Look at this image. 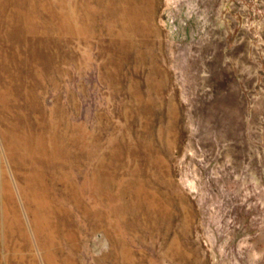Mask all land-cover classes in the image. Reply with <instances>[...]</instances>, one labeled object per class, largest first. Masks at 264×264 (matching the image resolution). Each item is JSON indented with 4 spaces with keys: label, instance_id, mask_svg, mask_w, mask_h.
<instances>
[{
    "label": "rangeland",
    "instance_id": "rangeland-1",
    "mask_svg": "<svg viewBox=\"0 0 264 264\" xmlns=\"http://www.w3.org/2000/svg\"><path fill=\"white\" fill-rule=\"evenodd\" d=\"M0 264H264V0H0Z\"/></svg>",
    "mask_w": 264,
    "mask_h": 264
},
{
    "label": "bare ground",
    "instance_id": "bare-ground-1",
    "mask_svg": "<svg viewBox=\"0 0 264 264\" xmlns=\"http://www.w3.org/2000/svg\"><path fill=\"white\" fill-rule=\"evenodd\" d=\"M24 26H25L26 35L29 36V33H31V34L33 33L32 36L30 35L31 38L36 37L34 32L39 31V28L37 30V26L36 25H33L31 23H29V24L25 23ZM16 27H17V30H16L15 34L18 36V35H20L22 33L21 32V24H20V22L18 24H16ZM33 42H35V40H33ZM150 209H152V212H154L156 215H158V221L164 222V213L165 212L161 208L156 210V209H154V207L150 203L148 205V207H147V211L150 212Z\"/></svg>",
    "mask_w": 264,
    "mask_h": 264
}]
</instances>
